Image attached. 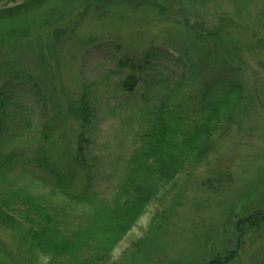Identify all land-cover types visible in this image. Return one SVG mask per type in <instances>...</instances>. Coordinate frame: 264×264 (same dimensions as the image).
<instances>
[{
	"label": "trees",
	"instance_id": "obj_1",
	"mask_svg": "<svg viewBox=\"0 0 264 264\" xmlns=\"http://www.w3.org/2000/svg\"><path fill=\"white\" fill-rule=\"evenodd\" d=\"M54 1L0 0V25L21 21L20 27L0 32V227L20 240L17 254H7L9 260L24 261L26 256L30 262L39 260L44 264H109L115 261L113 251L141 218L150 215L151 229L160 225L180 173L197 167L193 164L200 166L209 153L216 151L222 133L228 134L237 115L240 118L252 100L246 79L218 53L195 56L181 51L175 56L172 47H164L170 49L165 52L151 51L145 58L142 80L147 95H141V108L135 112L138 129L134 131L132 153L122 164L124 176L112 197L98 198L89 184L75 183L76 170L71 166H79L77 172H86L89 178L95 177L96 171L87 166V152L98 133L100 116H95L101 108L100 90H113L121 84L124 90L133 92L141 78L133 74L136 79L129 75L121 83L108 84L104 77L91 83L76 79L77 97L74 92L70 96L62 92L66 104L58 105L56 88L47 77L48 59L60 63L65 51L79 43L76 35L80 25H62L70 21L73 10L57 6ZM102 1H109L108 6L129 4L125 0ZM143 6L160 8L158 1L152 0H143L138 8ZM84 16L85 12L79 14L80 18ZM44 30L50 31V43L40 38L35 44L31 35ZM94 44L87 39L81 45L83 51L81 46L79 51L87 54ZM25 47L27 54L23 53ZM16 49L18 55H14ZM160 59L167 66L181 67L174 86L167 77L160 79V64H153ZM68 65H64L66 74ZM21 95L40 99L37 125L33 114L28 113L27 102L19 99ZM48 109L53 110L54 117L47 116ZM61 110L76 122L71 124L72 136L77 138L74 159L70 158L72 141L60 138L54 123ZM87 127L90 137L83 135ZM16 166L43 170V183L52 182V191H39L27 181L21 183L13 177ZM213 178L204 184L217 192L224 182L229 184L224 179L231 175L220 173ZM263 224L260 215L244 217L238 220L236 231L241 238L247 229ZM151 229L128 248L143 245ZM241 246L239 242L226 256L216 254L200 264H236ZM249 264H264V254L255 261L252 258Z\"/></svg>",
	"mask_w": 264,
	"mask_h": 264
},
{
	"label": "rangeland",
	"instance_id": "obj_2",
	"mask_svg": "<svg viewBox=\"0 0 264 264\" xmlns=\"http://www.w3.org/2000/svg\"><path fill=\"white\" fill-rule=\"evenodd\" d=\"M125 1L129 4L108 6L109 1L102 0L54 1L57 6L73 10L70 21L62 25H80L76 35L79 43L72 45L71 51H68L70 48L65 51L60 63L48 59L47 77L56 88L58 105L66 104L62 92L68 96L74 92L77 97L76 79L80 83H91L104 77L108 84V81L121 83L133 74L141 78L133 92L124 90L121 84L118 89L100 90L101 108L95 118H102L87 152V166L96 171L95 177L89 178L86 172H77L79 166H71L76 170V184H89L98 198H110L114 194L125 173L122 164L132 153L133 135L138 129L135 112L141 108V95H147L142 82L146 72L144 59L151 51L165 52L172 47L175 51H170L175 56L181 55V51L195 56L218 53L246 79L252 102L240 118L237 115L239 123L236 119L228 134L222 133L216 151L209 153L200 166L193 164L192 167H197L180 173L160 225L151 229L150 215L141 218L113 251L115 261L109 264H200L216 254L226 256L239 242L242 246L237 249L236 264H249L252 258L255 261L264 254V224L247 229L241 238L236 224L239 219L257 215L264 220V0H152L158 1L159 9L138 8L143 0ZM99 9H105L106 13L97 12ZM82 12H85L84 18L79 17ZM1 24L0 32H4L20 27L21 21ZM49 33L48 30L37 31L30 39L35 44L40 38L50 43ZM87 39L95 44L84 54L79 46ZM31 50L34 51V47ZM23 53L27 54L28 48L25 47ZM18 54L16 49L14 55ZM68 63L69 73L66 74L64 65ZM153 64H160V79L167 77L169 84L174 86L182 73L181 67L167 66L163 59ZM19 99L27 102L28 113L33 114V123L37 125L41 116L40 99L23 95ZM54 115L53 110L48 109L47 116ZM129 118L130 123H127ZM54 123L59 137L72 141L70 158L74 159L77 138L72 136L71 124L76 122L61 110L59 120ZM83 135L90 137L89 127ZM220 173L231 175L224 179L229 184L224 182L213 192L204 183L209 178L214 180L213 177ZM13 175L21 183L27 181L36 185L39 191H52V182L43 183L45 174L41 169L16 166ZM151 211L155 213L156 210ZM150 229V236L143 245L128 248L134 240L145 237ZM19 242L11 232L0 227L3 264H44L39 260L30 262L26 256L24 261L9 260L7 254L9 251L17 254Z\"/></svg>",
	"mask_w": 264,
	"mask_h": 264
},
{
	"label": "bare ground",
	"instance_id": "obj_3",
	"mask_svg": "<svg viewBox=\"0 0 264 264\" xmlns=\"http://www.w3.org/2000/svg\"><path fill=\"white\" fill-rule=\"evenodd\" d=\"M83 56H85V55H83ZM132 77H134V75H132Z\"/></svg>",
	"mask_w": 264,
	"mask_h": 264
}]
</instances>
